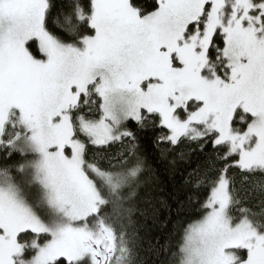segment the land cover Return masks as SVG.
Returning <instances> with one entry per match:
<instances>
[{"label":"snow or ice","instance_id":"6c2138e0","mask_svg":"<svg viewBox=\"0 0 264 264\" xmlns=\"http://www.w3.org/2000/svg\"><path fill=\"white\" fill-rule=\"evenodd\" d=\"M150 259L264 264V0H0V264Z\"/></svg>","mask_w":264,"mask_h":264},{"label":"trees","instance_id":"16d2710c","mask_svg":"<svg viewBox=\"0 0 264 264\" xmlns=\"http://www.w3.org/2000/svg\"><path fill=\"white\" fill-rule=\"evenodd\" d=\"M142 2L150 5L152 0H142ZM148 148L151 151V145H148ZM240 179L237 177L238 182ZM248 187L253 188L254 186L248 185ZM145 193L152 198V202L156 207H160L158 204L160 199H166L170 206V209L160 208L159 220L156 223L151 220L148 221L151 227V238H161L162 243L165 238H170L171 244L174 246L166 258L170 260L172 252L177 250L178 242L182 239L183 229L187 227L188 223L198 219V216L189 215L192 210L187 204L188 191L183 186L180 173L173 177L164 164L158 166L155 177L152 178L148 189L142 195H145ZM181 205H184V207L178 213L177 209L181 208ZM149 264H151V259Z\"/></svg>","mask_w":264,"mask_h":264}]
</instances>
